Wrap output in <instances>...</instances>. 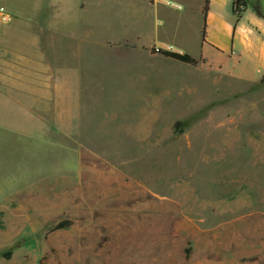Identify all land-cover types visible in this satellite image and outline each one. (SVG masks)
<instances>
[{"label":"rangeland","instance_id":"rangeland-1","mask_svg":"<svg viewBox=\"0 0 264 264\" xmlns=\"http://www.w3.org/2000/svg\"><path fill=\"white\" fill-rule=\"evenodd\" d=\"M106 19L118 37L135 22ZM86 60L82 139L12 147L38 194L1 198L0 264H264V83L93 44Z\"/></svg>","mask_w":264,"mask_h":264},{"label":"crops","instance_id":"crops-1","mask_svg":"<svg viewBox=\"0 0 264 264\" xmlns=\"http://www.w3.org/2000/svg\"><path fill=\"white\" fill-rule=\"evenodd\" d=\"M18 1L33 4L35 12L7 6L13 20L0 24V202L38 194L37 177L10 170L19 163L12 147L29 154L46 140L74 144L84 136L92 44L107 58L116 55L137 67H189L151 53L164 49L190 55L199 61L197 69L219 78L247 84L264 78V18L248 7L235 20L233 0H210L206 18L205 0ZM113 9L135 20L131 33H109L106 16Z\"/></svg>","mask_w":264,"mask_h":264},{"label":"trees","instance_id":"trees-1","mask_svg":"<svg viewBox=\"0 0 264 264\" xmlns=\"http://www.w3.org/2000/svg\"><path fill=\"white\" fill-rule=\"evenodd\" d=\"M209 4H210V0H205V4L203 8L204 18H206V15L208 13ZM248 7L253 8L259 17L264 18V10L259 0H233V15L235 16V20L238 21ZM205 36H206V23L204 24V27L202 30L203 40L205 39ZM151 53L161 55L164 58L172 59V60L181 62L189 66L196 67L199 65V61L194 59L188 54H182V53L168 51L164 49H152ZM261 82L264 83V78L262 79ZM2 217H3L2 214H0V229L4 227ZM60 228H62V226ZM47 262H48V256H45L44 258L40 260L39 264H47Z\"/></svg>","mask_w":264,"mask_h":264},{"label":"built area","instance_id":"built-area-1","mask_svg":"<svg viewBox=\"0 0 264 264\" xmlns=\"http://www.w3.org/2000/svg\"><path fill=\"white\" fill-rule=\"evenodd\" d=\"M2 1V0H0ZM13 20V15L4 6L0 7V24L6 25Z\"/></svg>","mask_w":264,"mask_h":264},{"label":"bare ground","instance_id":"bare-ground-1","mask_svg":"<svg viewBox=\"0 0 264 264\" xmlns=\"http://www.w3.org/2000/svg\"><path fill=\"white\" fill-rule=\"evenodd\" d=\"M142 125H143V123H142ZM142 127V126H141ZM144 127V126H143ZM139 128H140V126H139ZM144 128H142V129H140V130H143ZM143 132H141V134H142ZM148 134V133H147ZM141 137H142V135H141ZM149 137V136H148ZM190 185V184H189ZM191 186H193V185H191ZM190 188H192V187H190ZM196 188V187H195ZM194 189V188H193ZM197 190V189H196ZM199 191V190H198ZM197 192V191H196ZM187 194V193H186ZM182 196V195H181ZM198 196V195H197ZM176 197V196H175ZM180 200V199H179ZM187 203V202H186ZM147 208V207H146ZM135 213V212H134ZM119 217V216H118ZM129 219H131V218H129ZM139 219V218H138ZM138 222V221H137ZM141 224V223H140ZM135 225V224H134ZM101 227V226H100ZM129 227V226H128ZM148 227V226H147ZM137 228V227H136ZM130 229V228H129ZM130 235V234H129ZM131 235H134V236H136L135 235V231L133 232V233H131ZM127 264V263H126Z\"/></svg>","mask_w":264,"mask_h":264}]
</instances>
